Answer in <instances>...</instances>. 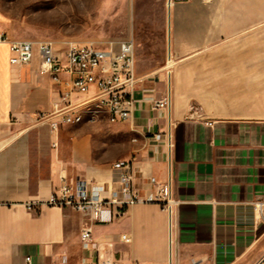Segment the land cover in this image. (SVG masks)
Segmentation results:
<instances>
[{"label": "crops", "instance_id": "obj_1", "mask_svg": "<svg viewBox=\"0 0 264 264\" xmlns=\"http://www.w3.org/2000/svg\"><path fill=\"white\" fill-rule=\"evenodd\" d=\"M179 5L167 62L137 65L135 108L121 123L102 117L55 134L39 115L52 111L57 86L38 58L12 67L0 43V264H264V0ZM168 89L171 125L151 108ZM126 161L140 195L171 179V219L159 204H137L94 225L85 247L88 219L43 203L63 181L110 190Z\"/></svg>", "mask_w": 264, "mask_h": 264}, {"label": "built area", "instance_id": "obj_2", "mask_svg": "<svg viewBox=\"0 0 264 264\" xmlns=\"http://www.w3.org/2000/svg\"><path fill=\"white\" fill-rule=\"evenodd\" d=\"M190 0H165L170 14L177 5ZM210 1V0H207ZM0 43L9 45V63L14 68L31 66L39 59V73L48 77L58 88V96L52 103V111L39 115L42 123L58 134L67 121L76 120L80 111L111 110L109 123L116 124L130 119L135 108V92L139 88L140 78L137 72L136 43L133 38L109 43L106 46L94 44H69L63 49L57 48L48 40H14L0 30ZM170 84L171 70H167ZM172 100L170 90L164 97L152 102V110H158L168 116L169 123ZM99 119H88L96 122ZM169 147L171 148V134ZM118 177L114 186L107 190L102 185H91L86 180H77L73 185L63 181L51 196L43 203L58 208H70L83 214L88 223L80 232L83 245L92 241L93 226L109 224L122 218L130 208L137 204H159L167 211L170 219L176 201L173 198L171 179L159 184L155 192L140 195L135 187V173L131 162H118L114 165ZM34 204L28 205L32 209ZM257 203L255 210L261 209ZM121 241L130 243L129 235L121 236ZM31 257L25 264H31ZM67 258L59 264H66ZM100 264V263H98ZM102 264H117L112 260ZM197 264V263H194Z\"/></svg>", "mask_w": 264, "mask_h": 264}, {"label": "rangeland", "instance_id": "obj_3", "mask_svg": "<svg viewBox=\"0 0 264 264\" xmlns=\"http://www.w3.org/2000/svg\"><path fill=\"white\" fill-rule=\"evenodd\" d=\"M169 24L165 0H0V29L14 40L63 49L133 38L139 72L167 60Z\"/></svg>", "mask_w": 264, "mask_h": 264}, {"label": "bare ground", "instance_id": "obj_4", "mask_svg": "<svg viewBox=\"0 0 264 264\" xmlns=\"http://www.w3.org/2000/svg\"><path fill=\"white\" fill-rule=\"evenodd\" d=\"M100 117L112 119L111 110L91 111V109H84V111L79 112V116L78 118H76V120L67 121V125H78L84 123L85 121H88V119H100Z\"/></svg>", "mask_w": 264, "mask_h": 264}]
</instances>
